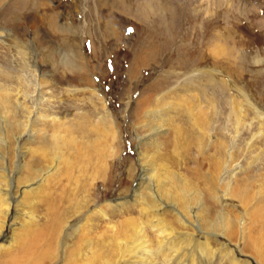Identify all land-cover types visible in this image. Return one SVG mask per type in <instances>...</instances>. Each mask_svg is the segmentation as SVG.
<instances>
[{"label": "rangeland", "instance_id": "1", "mask_svg": "<svg viewBox=\"0 0 264 264\" xmlns=\"http://www.w3.org/2000/svg\"><path fill=\"white\" fill-rule=\"evenodd\" d=\"M262 220L264 0H0V264H264Z\"/></svg>", "mask_w": 264, "mask_h": 264}, {"label": "bare ground", "instance_id": "2", "mask_svg": "<svg viewBox=\"0 0 264 264\" xmlns=\"http://www.w3.org/2000/svg\"><path fill=\"white\" fill-rule=\"evenodd\" d=\"M233 100V99H232ZM234 101V100H233ZM233 101L231 102L232 103V105H233V107L235 108V111L237 112V113H242L243 111L241 110L242 108H240L241 106H239L238 104H237V102L236 103H233ZM239 116V114H236V116ZM241 115V114H240ZM238 116H237V118H238ZM243 116V115H242ZM241 116V117H242ZM240 117V116H239ZM99 121H102V124H104L105 123V120L103 119V118H101ZM236 121V120H235ZM239 121V120H238ZM236 122V124H235V126H236V129L238 130V128L240 127V124H239V122ZM105 125V124H104ZM101 126V125H100ZM104 127H106V126H104ZM103 128V127H102ZM223 144V143H222ZM91 147V146H90ZM221 147V146H220ZM90 149V148H89ZM97 168V167H96ZM217 169V168H216ZM48 170H50V168H48ZM47 170V171H48ZM219 170V169H218ZM221 181V180H220ZM227 188V187H226ZM143 204H145L146 205V208H150V203L148 202V201H146V200H143ZM102 213V215L103 216H105L104 215V213L103 212H101ZM175 215L179 218V220L180 219H182V217H183V215L180 213V212H176L175 213ZM262 218V217H261ZM263 221V220H262ZM264 222V221H263ZM174 238V237H173ZM175 241V240H174ZM189 244H190V242H189ZM189 244H188V246H189ZM173 245V244H172ZM193 245H195V244H193ZM133 246H134V243H133ZM162 246V245H161ZM173 246H175V245H173ZM169 248H170V246H169ZM165 249V248H164ZM167 249V248H166ZM180 249V248H179ZM253 249V248H252ZM227 250V249H226ZM176 252V251H175ZM203 252H204V250H203ZM208 252H210V249L208 248V246H207V253ZM181 254V253H180ZM183 254V253H182ZM183 257V256H182ZM232 259V258H231ZM236 260V259H235ZM236 263V262H235Z\"/></svg>", "mask_w": 264, "mask_h": 264}]
</instances>
